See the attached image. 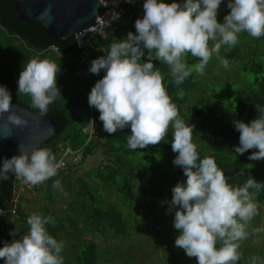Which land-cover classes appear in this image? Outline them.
<instances>
[{"label": "trees", "instance_id": "trees-1", "mask_svg": "<svg viewBox=\"0 0 264 264\" xmlns=\"http://www.w3.org/2000/svg\"><path fill=\"white\" fill-rule=\"evenodd\" d=\"M164 2L171 3L173 0H164ZM13 3L14 0H0V26L14 36L10 38V42L0 41V85L10 91L12 101L34 112L39 111L38 108L33 107L29 95L24 98L22 96L25 94L16 92L15 76L25 68L26 60L30 58L31 52L27 50L23 56L13 55L9 51L7 52L11 54H3L2 51L6 48L11 49L12 42L24 41L27 47L38 53L34 57L39 55L41 58L43 52L54 51L49 47L54 44L61 52L60 55L54 51L59 57H70L77 63L60 64L59 81L62 83L67 81V88L68 79L73 78L76 84L70 88L74 89L76 94L72 91L64 92V88L60 89L63 94L49 105L46 113L57 120L55 135L38 147L50 149L56 160L64 156L62 159L65 165L58 170L56 176L41 183L38 189L40 190L46 184V191L52 193L54 181H60V178L63 180L67 175L76 172L75 169L87 156L94 155L96 147H102L100 154L104 157L101 164L83 170L82 175L76 174L74 178H69L66 187H60L57 191L61 194L71 193L67 201L68 212L65 215L69 228L64 227L61 222L65 216L58 217V214L53 222L46 225V228L55 239L57 236L62 238L64 250L61 255L64 264H147L150 261L156 263L164 257L167 258L166 264H197L195 257L183 258L184 250L174 244L179 233L173 227L175 209L169 210L171 190L177 182L183 183L186 177L182 168L173 164L176 153L171 150L172 126H169L168 135L161 144L148 146L142 150H132L127 143L128 136L131 134L130 129L125 128L113 136L106 133L99 120V112L88 104L89 92L83 96L84 86H80L85 84V87L91 90L95 82L103 77L104 73L101 71L97 76L101 78L92 79L91 84L86 82L83 77L88 76L90 68L86 65L87 61L105 55L112 44L125 39L129 32L135 33L134 22L137 18H142L143 9L132 18H127V22L120 27L106 30L104 38L96 34L93 39L94 46L89 51V55L93 58L89 57L82 63L77 59L79 50L74 42L61 46L48 37L40 27L19 20L13 9ZM229 11L227 9L225 14ZM96 38L102 39V45L94 43ZM238 39L236 46H224L222 56L229 61V77H233L231 71L234 69L241 76L236 80L241 83L237 85L239 91H231L229 88L235 81H225L221 84L213 79V77H222V74L214 70L212 59L203 75L193 69L191 75L179 85L174 83L167 64L153 61L163 76V84L169 96L178 108L179 117L186 124L195 126L192 142L197 146L200 158H213L218 167L230 178L228 182L234 187L242 186L249 176L264 183V160H249L251 152L255 150H249L243 155H236L232 150L233 146L239 145V132L235 129L234 123L236 121L248 123L264 115V112L260 111L264 109V36L256 39L242 32ZM14 46L12 48H16L15 44ZM146 58L145 50V57L142 59L146 60ZM185 59L190 68L199 63L198 58L192 57L190 53L185 56ZM81 70L85 71L83 76H81ZM242 87H246L247 90L240 91ZM68 116H72L73 120ZM92 121L95 122V127ZM89 124L92 126L91 132L95 130L93 139L89 132L83 129ZM68 126L70 130H67ZM66 150L69 152L64 154ZM12 181L10 178L0 181V212L12 209V212L0 213V247H3L5 242H11L13 238L19 239L22 236L10 235L8 220L24 208L26 201L31 204L32 199L30 195H21L15 205H12V201L8 202ZM97 187L100 191H95ZM250 191L255 190L250 189ZM110 195L119 199V204L114 203L109 198ZM256 202L262 210L261 225L264 232V189L257 193ZM156 211L159 218L155 216ZM52 215L47 213L46 217ZM165 220H169V224ZM256 222L253 218L248 226H255ZM25 226H28L27 221ZM25 226L22 225L21 228L26 230ZM257 227L255 226L254 230ZM159 230L160 236L165 234V237L164 239L160 237L161 241L159 236L157 237L158 253L148 254L147 246L140 244L138 250L141 251L139 257L142 259L138 261L135 254L127 252L128 246L133 244H125L126 241L131 242L134 238L138 243H145V240L150 238L151 232ZM259 238H263L261 234ZM104 241L106 244L101 245L100 243ZM162 243L165 246L161 245ZM121 244L124 251H116ZM220 246L221 243L218 241L217 247ZM124 254H127L125 261L121 259ZM246 259L249 260V258ZM242 262L243 259L240 257L238 264ZM0 264H4L2 259Z\"/></svg>", "mask_w": 264, "mask_h": 264}, {"label": "clouds", "instance_id": "clouds-1", "mask_svg": "<svg viewBox=\"0 0 264 264\" xmlns=\"http://www.w3.org/2000/svg\"><path fill=\"white\" fill-rule=\"evenodd\" d=\"M221 3L144 0L143 16L134 22L135 33L129 32L125 39L112 44L105 55L91 61L88 69L94 75L104 73L87 99L99 112L103 130L110 136L129 128V148L142 150L161 144L172 126L171 150L176 153L173 164L182 168L186 177L171 190L169 210L175 209L173 227L179 233L174 244L188 257H195L197 264H238L240 242L248 238V224L259 214L256 195L264 189V183L249 176L242 186L234 187L213 158H200L192 142L195 126L179 117L153 61L167 64L174 83L179 85L193 69L203 75L213 54L227 69L229 61L220 57L221 47L236 46L240 33L264 36V0H228L230 11L222 23L217 20ZM145 50L146 60L142 59ZM189 53L199 60L192 68L185 59ZM60 72L61 65L54 61L32 59L19 73L17 92L29 95L33 107L45 115L49 105L61 97L57 84ZM5 113L13 126L28 127V120L12 110L10 91L0 85V116ZM234 127L239 132V145L232 149L236 155L255 150L249 160H264V115L248 123L236 121ZM19 153L0 158V174L12 172L31 186L58 174L61 165L50 149L35 148L29 153L19 147ZM53 187H60V181H54ZM50 222L51 217L30 215L28 231L0 247L4 264H64V242L48 233L46 225ZM10 235L15 237L17 233Z\"/></svg>", "mask_w": 264, "mask_h": 264}, {"label": "rangeland", "instance_id": "rangeland-1", "mask_svg": "<svg viewBox=\"0 0 264 264\" xmlns=\"http://www.w3.org/2000/svg\"><path fill=\"white\" fill-rule=\"evenodd\" d=\"M227 3H228V0H222V3L220 5L219 11H218V15H217L218 22L222 23L223 20H224V16L227 15V14H225V11L228 9L227 8ZM125 22H127V20ZM121 25H123V24L118 25V27H120ZM104 35H105V33H103L101 35V37L104 38ZM10 38L12 39V38H14V36L10 35L4 28H2L0 26V41L1 42H3V41L5 42V40H7V41L10 42L11 41ZM256 39H258V38H256ZM16 41H17V43H13L12 42V46H10L11 49H7L6 48L5 50L2 51V53L3 54H7L9 52H12L13 55L19 54L20 56H23V53L28 50V51L31 52V54L29 55L30 58L26 60V63H28L32 59H40V60L47 59V60L54 61L57 64H67V63L68 64L69 63L77 64L72 58H70V57H59L52 50H48V51L43 52L42 53V56H43L42 58L39 55L34 57L35 54H38L36 51H33L32 49L27 47L24 41H18V40H16ZM244 41H246V39ZM94 43L96 45H102V39L96 38L94 40ZM211 43L212 42H210V45H211ZM14 44L16 45V48H12V47H15ZM223 48H224V46H222L221 50H220V57H222V58H223V56H222ZM7 51H9V52H7ZM20 51H22V52L20 53ZM9 54H11V53H9ZM90 58H93L92 55L90 56ZM212 63L215 66L214 70L218 71L219 74H222V77H213V79L216 80L217 82L221 83V84H223V82H225V81L226 82L227 81H232V82L235 81L234 84L230 85L229 88H230L231 91H239V90H237V85H240L241 83L237 82L236 80H238L239 77H241V76H239L237 74V70L236 69L232 70L231 73H233V77H229V68L225 69L222 66V64H221L220 59L217 58V56L215 54H213ZM86 65L90 66L91 65V61L88 60ZM22 70L23 69H21L20 71H22ZM20 71L18 72L17 76H15V81H16V88L15 89H16V92H17V81H18V77H19ZM84 72L85 71L81 70V76L84 75ZM97 76L98 75H94V74H91L89 72L88 76L83 77V78L86 79V82H89L91 84L93 82L92 79L101 78V77H97ZM59 77H61V76L60 75L58 76V80H57L58 87L60 89L64 88V92H68L69 93V92L72 91L73 94H76L75 90L74 89L71 90V88H70V87H74L75 86L76 81L73 78H71L70 80L68 79L69 85L66 88L67 81L65 83H62L61 81H59L60 80ZM80 86H84L83 89H82L83 93H84L83 96L87 95V92H90V89L88 87H85V84H81ZM89 87H90V85H89ZM85 88H87V90ZM241 90H247V88L246 87H242L240 89V91ZM61 94H63V93H61ZM22 97L25 98L26 94L23 95ZM68 118L73 120L72 116H68ZM83 129H84V131L89 132L91 139H93L92 136L95 135V130H94V132H91L92 131V126L90 127V124L89 125H85ZM67 130H70L69 126L67 127ZM59 142L60 141H58V143ZM101 149H102V147H96V150L93 152L94 155L91 156V157L87 156L84 159L83 163L75 169L76 172L72 173V175H67V177L64 178L63 180H61V178H60V187H66L68 179L69 178H74L76 176V174L77 175H82L81 173L84 172L83 170H86V169H89L90 167H94V166H96L98 164H101L100 162L102 160H104L103 155L101 156V154H100L101 153ZM60 187H56V188L53 187V192L52 193H48L46 191V184H45L44 187H42L40 190L38 189L39 188L38 187L35 191L30 192V194H31L30 198H32L31 199V204L27 203V201H26L25 204H24V208H21L17 212L16 215L10 217V219L8 220L9 230L10 231H8V232L11 233V232L16 230L17 235L15 237H17L18 235H22L23 236L28 231V228H29V226H27V227L25 226L27 218L30 215H32L33 213L40 214V215H42L44 217H46L47 213H52L53 215L50 216L52 218V222L56 218V214H58V217L59 216L60 217L65 216L66 213L68 212L67 201H68L69 197L71 196V193L67 194V195H65V193H62V194L60 192L57 193V191H59ZM95 191H100L99 187L95 188ZM103 192L105 193V191H103ZM109 198L114 203L119 204V199H117L115 196L110 195ZM33 209H35L37 211H34ZM258 212H259V214L254 217V219L257 221L255 226H258L257 229H261V231H259V232L255 231L254 230L255 226H251V227L248 226L247 227V231L249 232V236H248L247 239H245V240L240 242V248L238 249V251L241 253V257L243 259L242 264H249V263L253 264L254 258H259V259L256 260L255 264H261V261H264V258H263L264 257V232L262 231L263 230V226L261 225L262 210L259 208ZM155 216L157 218H159L157 211L155 212ZM132 219H133V217H132ZM61 222H62L64 227L67 226L69 228L68 221H67V216L63 217L61 219ZM165 222L167 224H169V220H165ZM22 225H24L27 229L23 230L21 228ZM6 229H8V228H6ZM260 234H261V237H263V238H259L258 239V236H260ZM172 235L176 236L177 234L176 233H172ZM158 236H159V240L161 241L160 237L164 239L165 234L160 236V230L157 231V232H153V233L151 232L150 238L148 240L146 239L145 243H138L136 241V239H134V238L131 240V242L126 241L125 244L131 243V244L134 245V247H133V245L128 246V251L127 252L130 253V254H135V257H136V259L138 261H140L142 259L141 257H139V255L141 254V251L138 250V247L141 246L140 244H142L144 246H147L148 254H150L151 252H157L158 253V249L156 248V243H157V239H158L157 237ZM57 240L58 241H62V238L57 236ZM148 241H149V243H148ZM100 244L101 245H105L106 241H104L103 243H100ZM122 245L123 244H121L120 248L118 247L116 249V251H119V250L124 251V249H122V247H123ZM161 245L165 246L163 243ZM250 248H254L255 250L249 251L248 249H250ZM63 250H64V248H63ZM175 251L177 252V248H175ZM182 253H183V256H182L183 258L188 257L186 254H184L185 252H182ZM148 257H151V256L148 255ZM246 258H249V260H247ZM121 259H123V261H125L127 259V254H124ZM191 259H193V257H191ZM156 263L166 264L167 263V258L164 257L163 259H161L159 261H156ZM156 263H154L153 261L152 262L151 261L147 262V264H156ZM181 264H183V263H181Z\"/></svg>", "mask_w": 264, "mask_h": 264}, {"label": "water", "instance_id": "water-1", "mask_svg": "<svg viewBox=\"0 0 264 264\" xmlns=\"http://www.w3.org/2000/svg\"><path fill=\"white\" fill-rule=\"evenodd\" d=\"M106 0H14L13 9L19 20L34 24L57 41L61 46L74 42L80 49L74 36L88 27L95 25V18L103 14ZM54 49L61 53L56 45ZM12 110L28 120V127L17 128L7 121V113L0 116V158H10L19 155V147L26 152L40 147L47 139L55 135L57 120L50 115H41L26 106L12 101ZM14 173L0 174L2 179L14 178ZM11 186L12 182H11ZM11 194L8 202L11 201Z\"/></svg>", "mask_w": 264, "mask_h": 264}, {"label": "built area", "instance_id": "built-area-1", "mask_svg": "<svg viewBox=\"0 0 264 264\" xmlns=\"http://www.w3.org/2000/svg\"><path fill=\"white\" fill-rule=\"evenodd\" d=\"M144 0H106L104 2V8L106 11L103 14H99L95 18V25L84 29L82 32H78L74 36L75 42L77 43L78 48L80 49V56L82 59H78L80 62H86L90 57L89 51L93 45V39L96 34L102 35L106 30L114 29L118 24H121L123 21H126L127 18H132L138 12H141L143 9ZM55 52H57L53 46H49ZM100 48V47H99ZM98 48V49H99ZM102 49H104L102 47ZM59 53V52H57ZM61 55V53H59ZM69 151H64L67 153ZM60 168L65 165V161L60 159ZM12 194L16 195L23 190H29L30 192L35 191L38 186H31L22 178H15L12 182Z\"/></svg>", "mask_w": 264, "mask_h": 264}, {"label": "bare ground", "instance_id": "bare-ground-1", "mask_svg": "<svg viewBox=\"0 0 264 264\" xmlns=\"http://www.w3.org/2000/svg\"><path fill=\"white\" fill-rule=\"evenodd\" d=\"M125 23V21H123L121 24H124ZM118 25H120V24H118ZM118 25L116 26V28L118 27ZM90 127H91V125H90ZM64 156H62L60 159H62ZM60 159H58L57 160V162L60 160ZM63 160V159H62ZM62 168H59L58 170H61ZM15 178H17V176L15 175L14 176V178H13V180L15 179ZM13 182V181H12ZM40 185V184H39ZM39 185H37L38 187H39ZM21 195H31L30 194V191L29 190H23V191H21L20 193H17L16 195H12V199H11V201H12V205H15V203L17 202V199L21 196ZM3 212H12V209H7V210H3V211H1L0 213H3Z\"/></svg>", "mask_w": 264, "mask_h": 264}, {"label": "crops", "instance_id": "crops-1", "mask_svg": "<svg viewBox=\"0 0 264 264\" xmlns=\"http://www.w3.org/2000/svg\"><path fill=\"white\" fill-rule=\"evenodd\" d=\"M126 23V22H125Z\"/></svg>", "mask_w": 264, "mask_h": 264}]
</instances>
